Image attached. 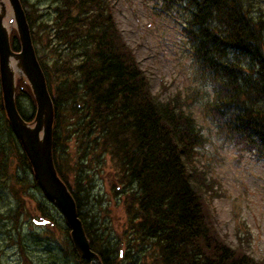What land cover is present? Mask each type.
I'll list each match as a JSON object with an SVG mask.
<instances>
[{"label": "trees", "instance_id": "16d2710c", "mask_svg": "<svg viewBox=\"0 0 264 264\" xmlns=\"http://www.w3.org/2000/svg\"><path fill=\"white\" fill-rule=\"evenodd\" d=\"M159 1L185 16L184 34L201 82L213 92L209 118L225 141L264 165V0ZM21 2L34 46H45L52 57L49 62L37 53L55 109V165L103 264H264L220 233L205 203L207 181L196 165L203 142L197 121L177 96L161 100L152 94L108 0ZM40 3L52 13L38 23L44 15L32 17L26 8L34 5L38 12ZM12 44L20 50L16 32ZM18 84L17 97L25 91L35 103L29 85ZM17 107L26 121L33 120L36 110L27 116L18 98ZM2 137L16 142L9 124L0 152L6 148ZM71 142L75 150L68 152ZM107 155L116 170L113 192L127 217L122 233L106 201L96 199L93 215L85 210L95 182L91 168L105 164ZM64 159H76L73 170L65 169ZM68 246L67 264H90L70 237Z\"/></svg>", "mask_w": 264, "mask_h": 264}, {"label": "rangeland", "instance_id": "374dc122", "mask_svg": "<svg viewBox=\"0 0 264 264\" xmlns=\"http://www.w3.org/2000/svg\"><path fill=\"white\" fill-rule=\"evenodd\" d=\"M31 1L37 4L40 0ZM108 3L126 44L146 73L152 94L160 95L161 100L177 96L185 101L186 108L197 121L203 142L195 153L196 165L207 181L205 203L220 233L228 236L226 240L232 246L243 245L246 254L264 261V165L252 153L225 141L209 118L208 104L213 100V92L202 83L193 60L191 45L184 35L185 16L176 10H165L159 0H108ZM26 9L32 17L44 15L38 23L45 22L52 13L49 4L40 3L38 12L34 5ZM35 46L38 56H45L50 62L52 57L47 56L45 46ZM0 92L1 106V86ZM24 93L17 97L18 102L22 112L31 116L36 103ZM3 111L0 108L1 119L5 118ZM2 138V146L6 148H2L3 156L0 154L3 169L0 167V173L6 172V175H0V264L69 263L66 250H69L70 231L62 213L36 187L33 171L24 163V151L19 143L17 147L10 138ZM74 150L75 142H71L68 152ZM104 161L105 164L94 163L91 168L90 179L95 182L85 210L93 215L99 210L96 199L106 201L113 225L122 233L127 217L123 202L120 203L113 192L114 186L117 187L116 170L108 155ZM62 163L66 170L72 169L76 159H64ZM73 176L68 175L72 182ZM42 210L54 221L52 227L34 224V220L45 218Z\"/></svg>", "mask_w": 264, "mask_h": 264}, {"label": "water", "instance_id": "95a60500", "mask_svg": "<svg viewBox=\"0 0 264 264\" xmlns=\"http://www.w3.org/2000/svg\"><path fill=\"white\" fill-rule=\"evenodd\" d=\"M8 1L13 20L12 28L5 25L7 11L4 2ZM0 80L4 108L11 127L26 153L41 190L51 203L62 212L75 250L81 258L91 264H103L88 240L83 223L79 218L77 204L70 190L60 178L53 156V126L55 109L44 71L38 61L33 44L31 28L21 0H0ZM17 31L21 51L15 52L11 46V34ZM15 63L17 70L12 63ZM24 80L31 88L36 102V116L33 122L25 121L16 106L17 79ZM47 220L34 224L45 226Z\"/></svg>", "mask_w": 264, "mask_h": 264}, {"label": "bare ground", "instance_id": "6f19581e", "mask_svg": "<svg viewBox=\"0 0 264 264\" xmlns=\"http://www.w3.org/2000/svg\"><path fill=\"white\" fill-rule=\"evenodd\" d=\"M4 5H5V9L7 11V18L5 21V25L7 26L8 29L12 28V24L10 23L11 20H13V14L11 12L10 6H9V2L8 1H3ZM2 6H0V12L2 11ZM12 66L14 67V69L17 70V67L15 65V63H12ZM86 173V172H85ZM8 174V173H7ZM89 175V174H87ZM8 197V196H7ZM12 201V200H11ZM85 202V201H84ZM89 207V206H88ZM15 208V207H14ZM48 211V210H47ZM52 212V211H51ZM12 216V215H11ZM4 217V216H3ZM43 231V230H42ZM41 233V232H40ZM40 235V234H39ZM3 238V237H2ZM8 242V241H7ZM30 242V241H29ZM35 244V243H34ZM62 245V244H61ZM6 246V245H5ZM49 246V245H48ZM32 247V246H31ZM12 251V250H11ZM54 251V250H53ZM63 251V250H62ZM143 253V252H142ZM49 254V253H48ZM32 256V255H31ZM54 256V255H53ZM47 257V256H46ZM160 257V256H159ZM51 258V257H50ZM49 260V259H48ZM55 261V260H54ZM33 263V262H32ZM47 264V263H46Z\"/></svg>", "mask_w": 264, "mask_h": 264}, {"label": "flooded vegetation", "instance_id": "af4514ba", "mask_svg": "<svg viewBox=\"0 0 264 264\" xmlns=\"http://www.w3.org/2000/svg\"><path fill=\"white\" fill-rule=\"evenodd\" d=\"M7 122L8 121H7L6 115H5L4 119L0 118V134H1L0 136H2V130H4V132L6 133V130H7V127H8V123ZM0 154L3 155V152H0Z\"/></svg>", "mask_w": 264, "mask_h": 264}]
</instances>
